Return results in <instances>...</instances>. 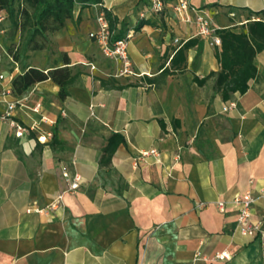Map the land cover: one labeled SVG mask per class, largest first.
Returning a JSON list of instances; mask_svg holds the SVG:
<instances>
[{
  "label": "crops",
  "instance_id": "0c3cea01",
  "mask_svg": "<svg viewBox=\"0 0 264 264\" xmlns=\"http://www.w3.org/2000/svg\"><path fill=\"white\" fill-rule=\"evenodd\" d=\"M188 2L216 30L239 32L246 18H237L264 11V0ZM102 10L116 21L112 35L126 40L133 75H120L121 63L102 52L107 60L98 58L100 47L88 38ZM52 39L60 65L45 71L77 73L65 98L56 99L59 89L50 80L22 97L2 96L20 72L13 62L0 81V114L5 102L17 101L12 120L38 124L17 138L0 120V264H264V243L239 234L232 207L221 213L215 206L250 192L251 221L264 225V51L256 54L248 90L223 100L215 77L196 82L220 71V47L198 35L195 16L181 21L172 3L160 14L150 0L76 7ZM175 39L195 40L184 61ZM103 62L111 70L99 69ZM110 78L130 85L101 87ZM45 97L52 100L43 106ZM37 104L40 113L32 111ZM47 132L55 133V144L51 137L37 141ZM113 135L124 141L102 165ZM150 149L158 157L138 159ZM64 171L78 176L75 191ZM221 252L229 259L215 260Z\"/></svg>",
  "mask_w": 264,
  "mask_h": 264
},
{
  "label": "trees",
  "instance_id": "16d2710c",
  "mask_svg": "<svg viewBox=\"0 0 264 264\" xmlns=\"http://www.w3.org/2000/svg\"><path fill=\"white\" fill-rule=\"evenodd\" d=\"M102 0H0V13L6 14L11 27L18 33V44L9 49L10 59L20 66V72L11 79V95L15 98L22 97L38 83L50 80L58 87L57 98H65L67 88L74 82L77 73L72 74L68 67L55 68L49 71L40 70L25 65L28 51H41L43 46L39 40H46L47 35L60 31L66 21L74 18L76 7L80 9L99 5ZM108 22L109 31L115 29L116 21L111 14L102 10ZM259 18L251 21V17ZM143 23V22H142ZM220 38V50L216 51V57L220 71L210 73L201 80H196L198 85H203L205 80L215 77V86L221 93L223 100H228L233 93L243 95L248 90V81L257 75L255 64L256 54L264 51V11L248 12L246 23L241 25L239 32L232 29L216 30ZM122 39L120 35L111 36V41ZM195 45V40H188L182 44L177 55H182L190 47ZM69 64L66 59V63ZM149 83H154L148 78ZM103 88L122 89L130 84H115L110 78L101 80ZM123 138L113 135L108 139L103 149L100 164L108 165L117 147L123 143ZM56 143L55 133H52L50 145Z\"/></svg>",
  "mask_w": 264,
  "mask_h": 264
},
{
  "label": "built area",
  "instance_id": "2783aa9c",
  "mask_svg": "<svg viewBox=\"0 0 264 264\" xmlns=\"http://www.w3.org/2000/svg\"><path fill=\"white\" fill-rule=\"evenodd\" d=\"M172 3L174 5V11L176 12L179 19L183 22H190L192 15L195 16V23L197 27L198 35L210 39V45L215 47H220L221 41L216 34V29L210 24V21L200 15V11L189 5L188 0H150L151 11L154 14H160L163 12L166 3ZM233 17V14H230ZM3 20V16L0 14V22ZM259 18H251V21H258ZM96 27L88 34V38L94 41L101 49V52L108 58L118 61L122 65L120 70V75H133L131 70V64L129 62L126 53V40L120 39L116 41H111L112 33L109 31L108 22L105 19L104 13L99 12L95 17ZM174 44L181 46L183 43H179L178 39L174 40ZM94 69V67H91ZM4 79L3 75H0V81ZM2 96L11 95V88H4L1 91ZM17 101L5 102V110L0 114L1 121H8L10 126L15 129V137L20 138L24 133L35 131L38 129V124H32L29 127H22L12 120V113L16 108ZM234 107L233 103L224 107L223 110L226 111ZM33 112L40 113L41 106L37 104L33 109ZM40 122L48 123L49 121L44 117H40ZM51 137V133H42L37 137V141L40 143H46L47 138ZM159 152L156 149H150L147 151L139 152L138 159L144 160L149 156L158 157ZM62 177L68 183V190L75 191L79 186V178L77 175L70 177L67 172H62ZM63 195H58L50 208L58 205L62 200ZM255 203V199L250 194L246 192L244 194L238 195L230 201H216V209L223 213L228 207H232L236 212V223L238 226V232L242 236L246 237H256L262 243H264V225L260 222L251 221V208ZM42 213L44 209H27V212ZM199 255V254H198ZM215 260H227L229 259V254L227 252L216 253L214 255Z\"/></svg>",
  "mask_w": 264,
  "mask_h": 264
},
{
  "label": "rangeland",
  "instance_id": "374dc122",
  "mask_svg": "<svg viewBox=\"0 0 264 264\" xmlns=\"http://www.w3.org/2000/svg\"><path fill=\"white\" fill-rule=\"evenodd\" d=\"M3 16V20L0 22V75H8L13 67V63L9 56V49L12 46H16L19 42L18 33L14 31L11 27L10 22L4 13H0ZM248 18V14L244 13L243 18H237L238 20H242ZM56 33V32H55ZM54 33H50L47 35L46 40H39V43L43 46L41 51H28L25 60V65L29 67H34L40 70H46L49 67L59 66L60 61V51L56 46L55 42L52 39V35ZM103 54V53H102ZM101 54V50H98V58H103ZM108 58V57H107ZM110 59V58H109ZM115 61L114 59H111ZM110 61V60H109ZM101 62V61H100ZM112 62V61H110ZM102 63V62H101ZM20 67V66H19ZM99 69H103L107 71L109 65L107 62H103V64H99ZM6 81V78L4 79ZM57 99V96H55ZM52 98L48 99L45 97L43 99V106L47 105L48 102H51Z\"/></svg>",
  "mask_w": 264,
  "mask_h": 264
}]
</instances>
